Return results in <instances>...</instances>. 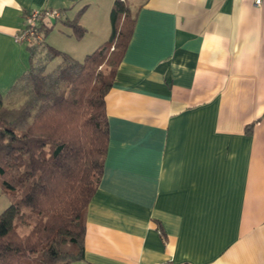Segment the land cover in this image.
<instances>
[{
    "label": "crops",
    "instance_id": "0c3cea01",
    "mask_svg": "<svg viewBox=\"0 0 264 264\" xmlns=\"http://www.w3.org/2000/svg\"><path fill=\"white\" fill-rule=\"evenodd\" d=\"M113 1L0 0L4 101L23 97L24 12L77 17L81 39L57 27L78 59L108 38ZM126 2L135 21L105 97L103 172L84 257L69 264H264V0Z\"/></svg>",
    "mask_w": 264,
    "mask_h": 264
},
{
    "label": "trees",
    "instance_id": "16d2710c",
    "mask_svg": "<svg viewBox=\"0 0 264 264\" xmlns=\"http://www.w3.org/2000/svg\"><path fill=\"white\" fill-rule=\"evenodd\" d=\"M39 11L33 28L42 40L27 45L29 66L13 88L22 100L8 106L0 94V187L9 197L0 212V264L84 257L86 210L109 141L105 97L135 21L126 0H114L108 38L79 60L46 42L58 21L81 39L86 29L77 17L62 19L57 10L51 20Z\"/></svg>",
    "mask_w": 264,
    "mask_h": 264
},
{
    "label": "built area",
    "instance_id": "2783aa9c",
    "mask_svg": "<svg viewBox=\"0 0 264 264\" xmlns=\"http://www.w3.org/2000/svg\"><path fill=\"white\" fill-rule=\"evenodd\" d=\"M262 0H254L256 5H260ZM40 9H30L28 16L24 19L23 26L21 29L14 35V39L17 42L30 45L34 42H39L42 40V35L37 33L33 28V24L36 22L39 15ZM47 10L48 18L53 20L58 17L59 12L55 9H45Z\"/></svg>",
    "mask_w": 264,
    "mask_h": 264
},
{
    "label": "rangeland",
    "instance_id": "374dc122",
    "mask_svg": "<svg viewBox=\"0 0 264 264\" xmlns=\"http://www.w3.org/2000/svg\"><path fill=\"white\" fill-rule=\"evenodd\" d=\"M75 38V37H74ZM76 39V38H75ZM46 40L53 44H57L60 50L62 47L64 48H74L71 43H69L68 38L65 36V34H62L61 32L58 31L57 24L54 26V28L46 35ZM57 45H55L57 47ZM64 51V50H63ZM84 55H80L78 57L79 60H82ZM58 61H60L59 58H55L53 61H51L48 65V68L51 69L53 68ZM5 104L9 106V102L5 101ZM9 204V197L6 192H3L1 187H0V212Z\"/></svg>",
    "mask_w": 264,
    "mask_h": 264
}]
</instances>
